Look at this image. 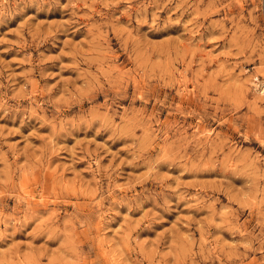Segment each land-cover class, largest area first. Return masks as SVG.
Segmentation results:
<instances>
[{
    "label": "rangeland",
    "instance_id": "374dc122",
    "mask_svg": "<svg viewBox=\"0 0 264 264\" xmlns=\"http://www.w3.org/2000/svg\"><path fill=\"white\" fill-rule=\"evenodd\" d=\"M262 90L264 0H0V264H264Z\"/></svg>",
    "mask_w": 264,
    "mask_h": 264
},
{
    "label": "bare ground",
    "instance_id": "6f19581e",
    "mask_svg": "<svg viewBox=\"0 0 264 264\" xmlns=\"http://www.w3.org/2000/svg\"><path fill=\"white\" fill-rule=\"evenodd\" d=\"M261 90V89H260ZM261 92H264V90H262Z\"/></svg>",
    "mask_w": 264,
    "mask_h": 264
}]
</instances>
